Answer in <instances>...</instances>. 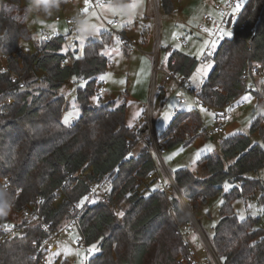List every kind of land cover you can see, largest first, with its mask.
Returning a JSON list of instances; mask_svg holds the SVG:
<instances>
[{
	"label": "trees",
	"instance_id": "16d2710c",
	"mask_svg": "<svg viewBox=\"0 0 264 264\" xmlns=\"http://www.w3.org/2000/svg\"><path fill=\"white\" fill-rule=\"evenodd\" d=\"M21 4L22 0H0V54L8 58V69L0 73V187L6 181L11 185L7 191L15 198L12 210L35 205L53 229H58L73 217L72 204L88 195L89 185L79 175L91 169L90 182L108 179L112 189L109 201L88 202L77 222L82 241L98 250L88 264H180L178 257L190 252L182 226L190 225L191 219L179 197L162 187L143 188L158 172L148 147L137 156L131 153L145 123L138 128L126 125V101L120 105L113 100L97 105L91 101L96 96L102 99L98 81L110 63L102 51L112 43L113 33L105 32L100 40L89 41L82 56L69 53L71 63L67 64L63 62L68 54H61L63 36L42 43L39 52L27 54L20 50V41L30 40L32 35L24 24L25 15H18ZM159 7L171 13L175 4L159 0ZM164 51L166 70L178 75L190 76L199 64L195 57L176 49ZM256 64L264 65V0H248L235 34L221 41L214 52L211 70L197 98L208 108L236 101L248 91V78ZM38 71L44 73L47 86L35 91L24 88L20 78L14 77ZM70 79L84 83L76 92L82 114L66 126L62 122L66 100L58 91ZM251 132L258 133L264 142V115L252 123ZM205 135L197 110L179 111L164 132V144L168 148L189 145ZM231 159L235 161L229 163ZM199 165L206 172L203 177L188 168L173 174L193 210L222 194L225 181L237 185L224 195L212 241L223 263L264 264L261 219L248 216L240 220L233 208L235 199L252 197L258 190L263 191L260 200L264 203V182L247 177L264 168V149L253 145L248 135L237 133L221 142V154L203 155ZM60 188L66 200L56 209L52 201ZM114 199L127 204L121 221ZM0 220L11 221L8 215H0ZM25 222L21 235L0 243V264H37L35 258H41L34 243L45 234L39 226H26Z\"/></svg>",
	"mask_w": 264,
	"mask_h": 264
},
{
	"label": "rangeland",
	"instance_id": "374dc122",
	"mask_svg": "<svg viewBox=\"0 0 264 264\" xmlns=\"http://www.w3.org/2000/svg\"><path fill=\"white\" fill-rule=\"evenodd\" d=\"M173 1L175 9L171 13H166L159 7V0H129L124 3L127 5L136 3L138 7L134 13L132 8L123 13L116 11L114 8L116 2L112 0H101L106 5L105 10L102 11L99 8L91 12L88 10L87 13L82 11L86 6L84 0H68L51 16L41 15L39 19L34 15L27 14L23 0L17 11L18 15H25L24 24L32 35L30 40L20 41V50L27 54H35L39 52V46L42 43L63 36L65 42L61 54H68L66 63H71V54L77 57L83 54L79 47V36L73 28L72 21L75 15H86L91 23L97 26L95 31L97 35L86 39L85 45L91 40H100L102 33H113L112 43L102 51L110 61L107 70L100 76L105 81L107 93L101 97V101L97 96L93 97L91 101L95 105L109 100L120 105L126 101V125L138 128L145 123L141 126L143 134L132 147L131 153L134 154L141 151L143 147H148L158 165V172L144 182L143 188L146 185L162 187L169 195H175L182 200L180 197L182 192L173 177L177 170L188 168L200 177L205 176L206 172L199 165V159L209 153L221 154V142L228 136L237 133L248 135L253 145L258 144L263 149L264 142L258 133L251 132L252 123L259 116L256 111V105L259 102L255 95L248 91L244 92L235 101L234 116L229 124V126L234 125V129L223 134H215L213 133L215 127L213 108L203 105L195 93L180 88L174 79L165 81L164 70H166L167 54L164 49L171 48L191 55L199 61L195 71L190 75V79L195 89L201 88L203 76L207 77L211 70V66L201 60L217 51L221 42L213 39L211 24L206 17L208 16L214 21L220 20L221 14L218 7L227 3V0ZM246 2L247 0L244 1V4ZM107 7H111L114 11H108ZM93 12H96L97 15L93 16ZM129 19H131V23L128 22ZM116 21L119 22V25L113 26L112 23ZM119 32L127 40L128 46L121 44ZM177 36L182 40L178 41ZM231 36L230 33L224 38ZM213 44H215L214 47ZM156 48L159 54L158 59L154 55ZM156 66L159 70L155 69ZM7 69L8 58L0 54V73ZM14 77L20 78V84L31 91L47 86L44 73L41 71L23 78ZM83 84V81L70 79L58 91V95H63L66 100L62 116V122L66 126L72 125L82 114L76 92L77 88ZM245 96H250L251 100H244ZM181 97L185 99L184 102L179 101ZM193 109L200 113L206 135L189 145L180 144L172 148L165 146L164 132L169 127L174 113ZM165 113L169 114L168 119H165ZM65 117L68 118L67 123L64 122ZM198 152L199 156L196 155ZM234 161L235 159H231L229 163ZM247 177L260 179L264 182V168L249 173ZM226 185L227 191H225ZM97 186V198L93 203L109 201L112 189L110 181L103 179L97 182ZM236 186L232 180L225 181L223 193L208 199L206 204L198 210H193L189 199L186 198L189 201V207L182 200V207L191 219L190 225L182 226L183 233L191 246L201 255H204L206 250L199 232L196 230V222H200L202 229L212 242L215 226L221 219L220 208L224 201V195L230 193ZM262 194L263 191L258 190L252 197L237 198L233 201V208L240 220H245L248 216L259 217L261 219L260 226L264 229V203L260 200ZM114 203L116 212L124 213L127 204L116 199H114ZM9 218L11 222L19 223L21 221L20 215L14 211H10ZM122 218L123 216L118 215V221H121ZM69 222L70 220L64 221L52 238V245L55 249L47 254L49 264H65V262L66 264H81V260L85 257V245L80 232L77 227L71 231Z\"/></svg>",
	"mask_w": 264,
	"mask_h": 264
},
{
	"label": "built area",
	"instance_id": "2783aa9c",
	"mask_svg": "<svg viewBox=\"0 0 264 264\" xmlns=\"http://www.w3.org/2000/svg\"><path fill=\"white\" fill-rule=\"evenodd\" d=\"M244 1L245 0H227L226 5L219 6L218 8L221 14V19L218 21H214L212 20V18L208 16L206 17L207 21L211 24V32L213 35V39L218 41H223L225 39L224 38L225 35H223L224 32L231 33L232 35L235 34L237 28V22L241 15V11L248 2L247 0V2L244 4ZM96 3L97 0H89L88 9L90 12L99 9L96 7ZM237 4H240V10L234 12L233 9L236 7ZM112 25L118 26L119 22L116 21L112 23ZM251 32L253 33L254 30H252ZM119 35L121 37V44L128 46L129 44L127 40L123 37L121 32H119ZM176 39L178 41L182 40L179 36H177ZM213 54H211L208 57L205 56L201 61L206 63L208 66H211L213 64ZM154 55L157 56L158 59L159 54L157 48L155 49ZM63 64H67L66 61L63 62ZM155 69L159 70L157 66L155 67ZM164 72L166 75L165 77L166 81L174 79L180 88L185 89L187 91H191L196 95L200 92L201 88L195 89L192 86V81L190 79V76H181L176 74L174 71H169V70H164ZM207 77L203 76L202 85L207 80ZM261 81H264V65L262 64L253 65L251 68V74L249 75L248 78V92L257 97L259 104L264 105V83H261ZM98 87H99L98 94L100 96H104L107 93V90L105 88V82L101 78L98 81ZM216 90L219 91V88H216ZM179 101L184 102L185 99L181 97L179 98ZM234 105H235V101H229L227 104H225L222 107L213 108L214 121H215V127L213 129V133L223 134L227 132L231 119L234 116ZM90 172L91 169L79 175V178L81 180H85L89 185V192L88 195L85 197L87 199L84 198L82 200L83 206H80L82 201L80 203L74 202L72 204L74 215L69 222V229L71 231H73L74 227H77V222L80 218L82 209L86 206L88 202L95 200L97 198V193H98L97 182H90L87 179ZM238 185L240 186L241 183L238 182ZM4 187H6V189H9L11 185L9 184L8 181H6ZM65 200H66V194L64 190L62 188L57 189L54 193L52 206L56 209H60V207L65 203ZM11 211L18 213L20 215L21 221L18 223L11 221L3 222L0 220V233H1L0 243H3L6 240H10L16 236L21 235L24 228L23 226L24 221H26L25 222L26 226L28 225L39 226L41 231L45 234V237L40 242L34 243V247L37 249V254L38 256L41 257L39 260L38 257H36L35 261L36 262L38 261L37 264H48L49 260L47 258V254L54 249L52 245V238L56 235L57 229H53L52 223L46 221L44 216L37 210L35 205L29 204L27 205V207L19 211H16L15 209ZM195 226H196V230H198L199 235L203 241L206 250L205 254L201 255L197 250H195V248L191 246L190 252L187 253L186 255H180L177 261L180 264H224L221 256L216 252L213 243L202 229L200 222L198 223L196 222ZM84 245H85L84 246L85 257L81 260V264H88V261L97 253L98 250L96 248L95 251H91V246H87L85 243Z\"/></svg>",
	"mask_w": 264,
	"mask_h": 264
},
{
	"label": "clouds",
	"instance_id": "9594fccd",
	"mask_svg": "<svg viewBox=\"0 0 264 264\" xmlns=\"http://www.w3.org/2000/svg\"><path fill=\"white\" fill-rule=\"evenodd\" d=\"M68 0H23V6L29 16H36L37 19L41 15L51 16L54 12L58 11L63 3H67ZM114 8L118 12H125L131 8V5L118 2L114 5ZM73 28L79 37L88 39L91 37L96 28L91 23L90 19L86 15L77 14L73 17ZM256 111L259 115H264V105L257 104ZM15 205V198L9 193L6 187H0V215H8Z\"/></svg>",
	"mask_w": 264,
	"mask_h": 264
},
{
	"label": "snow or ice",
	"instance_id": "6c2138e0",
	"mask_svg": "<svg viewBox=\"0 0 264 264\" xmlns=\"http://www.w3.org/2000/svg\"><path fill=\"white\" fill-rule=\"evenodd\" d=\"M85 2V8L82 10L83 12L87 13L88 12V5H89V0H84ZM96 7L97 8H100L102 11L106 9V5L104 3H101L100 0H97V3H96ZM138 7V5L136 3H133L131 5V8L133 9V13L135 12V9ZM107 10L108 11H114V9H112L111 7H107ZM240 10V4H237L236 7L233 9L234 12L236 11H239ZM93 16H96L97 13L96 12H93L92 13ZM129 23H131V19H129L128 21ZM94 27L96 28L97 26L94 25ZM97 35V32H95L91 37H95ZM223 35L227 36V35H230V33L228 32H224ZM79 39V47H80V51L83 52V49H84V46H85V39L81 38V37H78ZM215 46V44H213V47ZM103 79V77H101ZM261 83H264V81H261ZM244 100L246 101H250L251 100V97L250 96H245L243 97ZM204 110V109H202ZM138 115V114H137ZM165 116V119H168L169 118V114L168 113H165L164 114ZM65 123L68 122V118L65 117V120H64ZM197 156H199V152L196 154ZM225 191H227V185L225 186ZM87 199V198H85ZM80 206H83V201L81 202V205ZM117 215L119 216H123L124 213L123 212H120V213H117ZM96 248H95V245L92 246L91 248V251H95Z\"/></svg>",
	"mask_w": 264,
	"mask_h": 264
},
{
	"label": "crops",
	"instance_id": "0c3cea01",
	"mask_svg": "<svg viewBox=\"0 0 264 264\" xmlns=\"http://www.w3.org/2000/svg\"><path fill=\"white\" fill-rule=\"evenodd\" d=\"M103 80V79H102ZM104 81V80H103ZM166 81V80H165ZM105 82V81H104ZM165 87V86H164ZM234 129V125H230V126H228V129H227V132H230V131H232ZM141 151H139V152H136V153H134V154H132L133 156H137L139 153H140ZM189 244H190V247H191V243L189 242ZM193 247V246H192ZM55 249V248H54ZM49 264V263H48Z\"/></svg>",
	"mask_w": 264,
	"mask_h": 264
},
{
	"label": "bare ground",
	"instance_id": "6f19581e",
	"mask_svg": "<svg viewBox=\"0 0 264 264\" xmlns=\"http://www.w3.org/2000/svg\"><path fill=\"white\" fill-rule=\"evenodd\" d=\"M180 197L182 198V200L184 201V204L187 206V207H189L190 205H189V201L186 199V198H184V196L181 194L180 195Z\"/></svg>",
	"mask_w": 264,
	"mask_h": 264
},
{
	"label": "water",
	"instance_id": "95a60500",
	"mask_svg": "<svg viewBox=\"0 0 264 264\" xmlns=\"http://www.w3.org/2000/svg\"><path fill=\"white\" fill-rule=\"evenodd\" d=\"M181 200V199H180ZM181 203H182V205H183V202H182V200H181Z\"/></svg>",
	"mask_w": 264,
	"mask_h": 264
}]
</instances>
